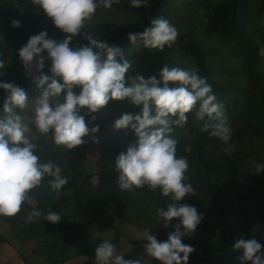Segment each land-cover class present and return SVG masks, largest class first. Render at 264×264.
Here are the masks:
<instances>
[{
	"label": "trees",
	"instance_id": "1",
	"mask_svg": "<svg viewBox=\"0 0 264 264\" xmlns=\"http://www.w3.org/2000/svg\"><path fill=\"white\" fill-rule=\"evenodd\" d=\"M157 17L168 19L178 30L176 43L163 51L144 48L139 41L132 44L128 34L143 32ZM13 18L21 21L20 27L11 25ZM41 31L55 40L65 35L31 0H0V62L4 65L0 81L14 82L32 99L41 90L25 71L18 50ZM84 31L124 52L132 63L127 77L158 75L165 65L194 70L206 78L221 105L231 129L227 144L211 137V129L202 130L206 121L198 120L194 112L187 114L183 127L174 126L169 134L178 142L177 156L189 162L188 182L195 189V195L186 196L181 203L196 207L204 216L196 232L182 238L195 249L188 264H239L237 256L242 251L232 248L241 238H255L264 246V173H255L256 165L264 164V56L259 54L264 48V0H148L138 8L131 6V0H120L110 9L99 8ZM85 44L88 41L81 34L71 46ZM5 96L0 89V112ZM16 111L28 114L19 108ZM139 111L129 102L117 100H110L96 113L80 109L89 129L99 126V131L83 138L101 141L96 183L82 145L67 150L55 145L51 133L38 134L41 160L58 164L69 183L56 193L45 178L30 193L34 203L25 202L15 217L0 216V225L10 233L8 236L0 228V249L15 240L32 244L34 259L28 264H67L74 257L85 256L91 258L88 264H95L96 247L108 240L120 248L122 229L127 225L148 230L159 241L167 240L174 228H164L156 210L166 209L171 201L147 186L129 192L121 191L117 184L116 157L138 137L131 128L115 129L114 123L125 112ZM187 147L190 153L185 151ZM229 147L232 151L225 152ZM33 206L45 214L50 209L59 212L61 222L41 218L27 223ZM176 223L174 218L172 224ZM131 244L133 248L123 256L138 259L146 240L134 239ZM0 264L13 263L0 257Z\"/></svg>",
	"mask_w": 264,
	"mask_h": 264
},
{
	"label": "clouds",
	"instance_id": "2",
	"mask_svg": "<svg viewBox=\"0 0 264 264\" xmlns=\"http://www.w3.org/2000/svg\"><path fill=\"white\" fill-rule=\"evenodd\" d=\"M119 2L31 0L65 35L62 40H55L49 38L47 31H41L18 50L25 71L41 90L32 104L30 118L16 111L29 108L26 91L14 82L0 81V89L6 93L0 112V216H17L29 201L30 193L39 188L45 178L56 193L69 183L70 178L62 175L63 169L58 164L41 160L38 137L32 126L39 136L51 133L56 146L72 150L84 144L83 138L90 132L99 131V126L89 129L85 117L80 115L81 108L86 107L91 114L110 100L127 101L140 111L123 113L116 119L114 128H131L138 140L116 157L117 184L121 191L129 192L147 186L152 191L159 190L171 201L166 209L158 208L156 213L163 227H173L174 231L168 233L165 241L145 232L144 251L150 258L147 264H151L152 259L161 264H188L195 249L184 244L182 238L194 234L204 216L196 207L181 203L186 196L195 195V189L188 182L189 162L186 157L177 156L178 142L169 134L174 126L183 127L187 114L192 112L198 120L206 121L202 130L211 129L209 135L226 144L231 139V129L205 77L194 70L167 65L158 75L127 77L132 63L124 52L84 31L99 8L110 9ZM147 4L148 0H131V6L136 8ZM11 25L18 28L21 21L13 18ZM81 34L88 44L71 46L74 37ZM178 35L168 19L157 17L143 32H130L128 38L132 44L139 41L144 48L163 51L176 43ZM259 54L264 56V48ZM105 56L106 59H102ZM3 67L0 62V68ZM172 84L178 86L172 87ZM185 151L190 153L191 148ZM224 151L230 153L232 148ZM255 173H264V164L256 165ZM41 218L53 224L62 220L59 212L50 209L45 214L33 206L26 222ZM174 218L178 223L173 225ZM262 248L264 246L255 238H241L232 249L242 251V255L237 256L239 264H264ZM95 264H145V261L125 259L117 254L113 243L105 240L96 247Z\"/></svg>",
	"mask_w": 264,
	"mask_h": 264
},
{
	"label": "rangeland",
	"instance_id": "3",
	"mask_svg": "<svg viewBox=\"0 0 264 264\" xmlns=\"http://www.w3.org/2000/svg\"><path fill=\"white\" fill-rule=\"evenodd\" d=\"M30 99L29 108L25 111L28 113L25 116L31 117L32 115V104L35 100L32 98ZM31 126V125H30ZM33 127V133L38 136V133H35L34 126ZM82 146L85 149V153L87 155V167L88 169L95 174L93 178V183H96L98 181L97 172L99 170L97 165V158L100 153V147H101V141L96 138H91L89 140H85V143L82 144ZM29 201L34 203V200L29 197ZM0 228L9 236L10 233L8 230H6L3 225H0ZM145 232H149L148 230H141L133 225H127L123 227L122 229V243L120 248H116L117 254L123 255L124 253L128 252L130 249L133 248L131 244V240H144V234ZM32 244H26L21 245L15 240H13L11 243H4L1 246L0 249V257L4 262H12L13 264H28L29 261H32L34 259L33 254L31 253ZM138 259H143L145 261V264L149 261L150 258H148L145 255L144 249L140 253ZM91 260L90 257H74L71 260L68 261L67 264H88V262ZM151 264H161V262L152 259ZM195 264H207L204 262H199Z\"/></svg>",
	"mask_w": 264,
	"mask_h": 264
}]
</instances>
